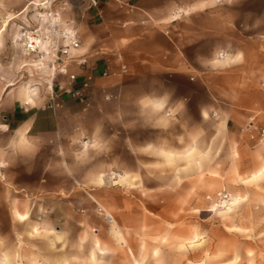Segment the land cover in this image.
I'll return each instance as SVG.
<instances>
[{"label":"crops","instance_id":"crops-1","mask_svg":"<svg viewBox=\"0 0 264 264\" xmlns=\"http://www.w3.org/2000/svg\"><path fill=\"white\" fill-rule=\"evenodd\" d=\"M28 2L1 0L4 34H19L22 22L35 19ZM87 4L62 0L54 6L62 28L78 33L80 46L73 54L87 62L86 67L68 64L67 72L77 76L72 85L50 70L45 91L17 85L26 77L30 56H13L12 41L1 36L0 161L5 167L0 177L20 190L63 191L57 202L67 208L73 204V179L83 183V173L89 172L87 155L75 156L74 148L85 140L114 143L112 183L129 187L131 177L121 174H138L143 176L134 188L155 191L145 195L152 202L135 195V208L127 215L129 245L137 254L141 238L162 237L168 220L137 209L138 201L156 206L168 197L163 183L146 175L168 173V164L179 160L186 163L179 170H186L201 157L202 141L211 148L220 145L227 156L239 153L242 166L264 164L257 132L241 133L250 121L264 128V0H98L90 10ZM34 65L43 66L37 60ZM85 69L94 78L82 103L71 90L80 86ZM164 91L172 102L181 101L179 116L162 128L142 125L135 99ZM159 222L157 233L142 229ZM145 244L149 251L156 247ZM158 251L165 254L162 245Z\"/></svg>","mask_w":264,"mask_h":264},{"label":"rangeland","instance_id":"rangeland-1","mask_svg":"<svg viewBox=\"0 0 264 264\" xmlns=\"http://www.w3.org/2000/svg\"><path fill=\"white\" fill-rule=\"evenodd\" d=\"M1 36L12 41L13 56L25 55L16 44L18 34L7 31ZM27 58L26 77L17 85L45 91L51 84L48 69L35 66L36 57ZM207 144L200 143L201 157L186 170H179L186 165L179 160L168 164V173L146 175L163 183L168 197L156 206L138 201L137 209L168 220L162 223V237L141 238L137 254L129 245L127 215L135 208V195L152 202L145 195L155 191L135 189L143 176L138 174H121L131 177L129 187L112 183L117 175L112 166L114 143L85 140L74 148L75 156L81 151L87 155L89 172L83 173V183L73 179V204L67 208L57 202L63 191L20 190L0 177V264H264V164L242 166L239 153L227 156L220 145ZM75 176H81L79 170ZM218 193L227 194L233 204L219 205ZM105 214L114 219L119 237ZM160 224L142 229L157 233ZM146 241L156 247L149 251ZM161 245L163 256L158 251Z\"/></svg>","mask_w":264,"mask_h":264},{"label":"built area","instance_id":"built-area-1","mask_svg":"<svg viewBox=\"0 0 264 264\" xmlns=\"http://www.w3.org/2000/svg\"><path fill=\"white\" fill-rule=\"evenodd\" d=\"M62 0H29L27 7H31V12L35 14V19H27L21 23L19 41L17 45L21 48L27 56H34L36 58L42 57L40 52V45L47 43L50 56V62L52 63L54 70L53 73H58L66 76L69 85H72L77 76L69 74L67 72V66L69 63H76L79 67H86V60L81 57H76L73 51H76L79 46L78 33L74 28H62L59 9H55L54 6L59 4ZM87 9H94L98 5V0H87ZM1 4V0H0ZM15 17L9 18L13 20ZM4 19H7L5 16ZM83 81L80 86L74 90H71L73 98L78 99L80 102H85V91L89 88L94 75L84 70ZM102 77H107L108 73L103 71L100 74ZM257 132L258 143L264 147V128L257 127L252 121H250L242 130L241 133ZM4 165L0 163V176L2 175ZM229 201L227 194L218 193L215 197V202L222 203ZM101 212V208L98 209ZM104 218L108 222L107 217ZM109 223V222H108Z\"/></svg>","mask_w":264,"mask_h":264},{"label":"clouds","instance_id":"clouds-1","mask_svg":"<svg viewBox=\"0 0 264 264\" xmlns=\"http://www.w3.org/2000/svg\"><path fill=\"white\" fill-rule=\"evenodd\" d=\"M180 104V100L172 102L171 93L167 91L146 93L134 101L139 122L153 128H162L165 124H170V117L179 116Z\"/></svg>","mask_w":264,"mask_h":264},{"label":"bare ground","instance_id":"bare-ground-1","mask_svg":"<svg viewBox=\"0 0 264 264\" xmlns=\"http://www.w3.org/2000/svg\"><path fill=\"white\" fill-rule=\"evenodd\" d=\"M5 28V27H4ZM4 28H1L0 29V36L2 35V33L4 32ZM16 44L18 43V41H19V34H18V36L16 37ZM40 52H42L43 54H42V57H38V58H36L37 59V62L39 63V64H41V65H43V66H41V67H46L48 70H50L51 72H53V70H54V67H53V65H52V63L50 62V56H48V55H45V54H48L49 53V50H48V47H47V43H42L41 45H40ZM114 178V177H113ZM120 179H123L122 177L120 178ZM230 201H231V199L229 200V201H227V202H222V203H220L219 205H222V206H228L229 204H233V203H230ZM218 205V204H217ZM102 210V209H101ZM105 217H107V219H108V222L110 223V221H111V219H110V216H108V215H106L105 214ZM113 230V229H112ZM114 231V230H113ZM115 233V232H114Z\"/></svg>","mask_w":264,"mask_h":264}]
</instances>
